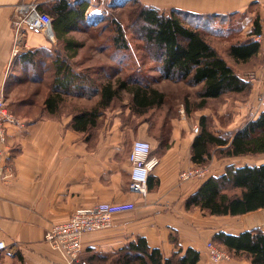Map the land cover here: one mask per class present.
I'll list each match as a JSON object with an SVG mask.
<instances>
[{
	"label": "crops",
	"instance_id": "obj_1",
	"mask_svg": "<svg viewBox=\"0 0 264 264\" xmlns=\"http://www.w3.org/2000/svg\"><path fill=\"white\" fill-rule=\"evenodd\" d=\"M58 1L0 0V90L19 76V64L15 65L14 57L11 58L15 43L14 7L33 2L47 14L50 6ZM64 1L77 3L84 0ZM134 1L165 13L175 10L197 16L240 14L250 10L261 17L264 13V0ZM86 16L85 13L88 24ZM247 19L253 20L251 16ZM72 33L61 43H80L82 38L78 39ZM21 43L28 47L21 53L40 47L55 51L58 46L53 31L50 40L40 33L24 31ZM61 52L64 56L70 53L64 46ZM42 101V98L30 97L29 102L23 104V113L16 118L15 125L8 126L6 142L0 145L5 167L12 172L9 180H0V240L7 245L3 264H66L44 243L43 235L51 225L64 222L75 210L99 203H133L135 208L114 215L110 229L83 235L81 257L84 259L92 254L110 255L142 237L149 248L158 249L164 258L170 257L178 248L182 253L192 248L199 252L197 264H213L207 245L211 244L214 235L219 232L238 234L264 227L263 215L255 212L231 218L185 210V199L204 180H178L181 171L195 166L190 161V150L198 132V119L171 117L163 124L159 110L155 115L138 116L131 114L126 107L127 101H123L104 112L99 126L79 133L69 127L74 111L66 112L63 105L51 116L43 111ZM67 102L70 101L65 100L64 104ZM76 104L88 109L93 103L81 100ZM238 129L226 136L231 137ZM163 138L167 148L159 152V139ZM134 140L147 141L152 156L159 161L149 174L150 190L144 198L127 190L130 171L127 158ZM216 160L222 159L213 158L212 162ZM227 165L232 164H223L221 172L208 173L207 177L220 175ZM238 218L242 220L239 225L231 223ZM217 264L249 263L231 258Z\"/></svg>",
	"mask_w": 264,
	"mask_h": 264
},
{
	"label": "trees",
	"instance_id": "obj_2",
	"mask_svg": "<svg viewBox=\"0 0 264 264\" xmlns=\"http://www.w3.org/2000/svg\"><path fill=\"white\" fill-rule=\"evenodd\" d=\"M130 5L132 9L127 17L128 28H140L138 39L143 42L145 57L156 64V71L159 72L156 79L199 88L195 93L196 101H191L187 95L182 98L181 103L187 117L204 109L209 100L243 94L250 90V84L237 74L234 66L248 64L260 54L261 46L253 40L261 32V18L258 14L251 21V29L246 38L243 41H231L222 53L212 43L211 35L216 37L220 34L214 29L217 27L212 26L217 21L222 22L225 17L242 16L245 12L197 16L175 10L165 13L134 0ZM86 9L87 4L84 1L71 3L64 0L52 4L48 9L47 15L54 36L69 52L73 48H79V43L61 41L70 32H76L87 25L84 18ZM113 24L115 34L111 39L112 46L117 50H127L123 29L117 21ZM233 31L236 29L227 30L228 35L224 32L222 36L228 37ZM74 55L72 53L68 57H62L55 51L40 47L20 53L18 64L21 74L26 76L25 80L29 83L44 85V77L39 73V68L45 72L43 73L46 77H50L44 93L40 89L32 97L42 98L43 111L51 116L60 111L66 96L87 100L95 98V103L88 109L79 107L72 110L74 115L69 127L76 132H89V129L99 126L104 112L121 105L122 94L126 95V107L131 114L138 116L152 113L155 115L157 110L168 104V94L153 87L145 79L142 80L143 77L132 79L121 78L119 73L107 74L97 83L84 71L76 72L71 68L69 59ZM29 98L30 96L24 95L20 102L9 107L12 108L10 111L15 118H20L25 109L23 104H27ZM173 112L164 113L163 124L169 118H175ZM165 148L166 139H159L157 150L162 152ZM261 155H264V109L231 137L212 131L210 120L205 115L198 117V132L190 150L192 164L204 166L213 158L232 159ZM150 157H153L152 153ZM148 183L149 177L147 192L150 190ZM156 186L157 183L153 188ZM184 208L187 211L199 210L209 216L231 218L264 209V163L240 167L227 165L220 175H210L204 179L198 189L185 199ZM211 243L225 250L232 259L245 260L249 264H264V233L260 229L238 234L219 232L213 236ZM174 245L177 247L176 242ZM81 259H86L87 264H98L100 261V264H197L199 252L187 248L182 253V249L178 248L170 257L164 258L158 249L149 248L144 238L137 237L110 255L92 254Z\"/></svg>",
	"mask_w": 264,
	"mask_h": 264
},
{
	"label": "rangeland",
	"instance_id": "obj_3",
	"mask_svg": "<svg viewBox=\"0 0 264 264\" xmlns=\"http://www.w3.org/2000/svg\"><path fill=\"white\" fill-rule=\"evenodd\" d=\"M130 2L131 0L127 2L125 0H86L87 9L85 13L87 15L88 24L72 33L73 36L78 39L82 38V40L79 39V41H81V44H78L80 45L79 48H73V50L66 55L68 57L70 54L75 53L74 57L69 59V64L74 71H84L86 75L95 79L97 83L102 81L107 74L113 75L119 73L118 76L121 78L131 77L132 79H140L143 77L142 80L145 79L144 81H148L153 87L169 96L168 104L162 106L159 110L161 115H164L166 111L170 113V111L173 110L175 118L186 116L183 104L181 103L182 98L187 95L188 99L196 101L195 93L199 88H190L182 83L174 84L170 81L156 79L159 77V72L156 71L155 68L156 64L145 57L143 42L138 39L140 28H128L127 17L130 15L132 9ZM120 5L121 7H119ZM252 12L253 11L249 10V12H245L242 16L237 15L232 18L225 17V22V19L222 20V22L217 21V23L212 26V28L217 27L214 29L220 32L216 37L210 34L212 36V43L216 45L222 53L226 50L229 45L228 43L231 41H243L246 38L247 33L251 29V20H248L247 17L251 16L252 19L255 18V14ZM116 21L124 31V36L128 44L127 50H117L111 44V39L115 34L113 22ZM90 24L92 26H89ZM212 28L209 29L210 33ZM204 29H207V27ZM230 29H236V31L231 32L228 37H225V35L222 36L224 32L227 34L226 31ZM63 46L64 45L58 43L57 49L55 50V52L62 57H64V54L61 52ZM18 50V53L14 57L15 65H17L22 49ZM86 65H89L90 68H85ZM234 69L242 79L250 84V90L243 94L226 95L217 100H209L204 109L192 113L188 118L197 120L199 115H205L210 120V128L212 131L229 135L234 129L242 127L248 120L255 117L264 109V45L261 46L260 54L254 60L245 65L234 66ZM39 70V73H42V77H44V85H39L37 82L33 84L27 82L25 80L26 76L22 75L19 70V78H15V80L11 81L7 88L3 90L9 111L12 109H9V107L20 102L24 95L32 97V94H37L40 89V92L44 93L46 84L50 83V77H46V75H44L45 72L41 70V68H39ZM9 93L12 94L10 95ZM33 97L35 100L39 98L38 96ZM122 97V100L126 101V95L122 94ZM65 99L66 101H70L64 104L66 112L79 108V104H76L79 103V101L87 100L74 96H66ZM89 101L95 103V98ZM19 112H22L20 108ZM262 161H264V156L254 158L238 157L236 159L216 160L215 162L211 160L205 165L207 170L206 174L221 172V166L226 163L239 166ZM255 213H259L260 216L263 215L264 217V209L258 210ZM241 221L242 220L238 218V220H232L231 223L239 225ZM224 226L225 225H223V227ZM211 245L225 252L228 259H231L230 255L225 250L212 243Z\"/></svg>",
	"mask_w": 264,
	"mask_h": 264
},
{
	"label": "built area",
	"instance_id": "obj_4",
	"mask_svg": "<svg viewBox=\"0 0 264 264\" xmlns=\"http://www.w3.org/2000/svg\"><path fill=\"white\" fill-rule=\"evenodd\" d=\"M261 18V32L253 37L259 45H264V13ZM13 30L15 36L14 48L11 58L15 57L18 49L28 50L22 45L24 31L30 30L40 33L48 40L51 39V21L47 14L39 11L37 4L33 2L20 3L13 10ZM17 122L14 115L8 110L3 90H0V145L6 142L8 126ZM151 147L147 141L134 140L131 142L128 154L130 166L128 192L144 198L147 195V182L151 171L157 167L159 161L150 157ZM207 170L204 166L195 165L191 169L181 171L178 175L180 182L190 180H202L207 177ZM12 177V172L6 169L2 152L0 151V180L7 181ZM135 208L133 203H99L90 208L75 210L67 220L62 223L51 225L43 235V241L53 251L57 252L66 264H87L81 259L82 247L81 238L85 234L105 231L111 228L114 215L130 212ZM264 233V227H259ZM209 260L213 264L228 260L225 252L207 245ZM7 250L5 242L0 240V264H3V255Z\"/></svg>",
	"mask_w": 264,
	"mask_h": 264
},
{
	"label": "water",
	"instance_id": "obj_5",
	"mask_svg": "<svg viewBox=\"0 0 264 264\" xmlns=\"http://www.w3.org/2000/svg\"><path fill=\"white\" fill-rule=\"evenodd\" d=\"M85 2H86V0H84ZM119 7H121V5L119 6ZM87 17V16H86Z\"/></svg>",
	"mask_w": 264,
	"mask_h": 264
}]
</instances>
